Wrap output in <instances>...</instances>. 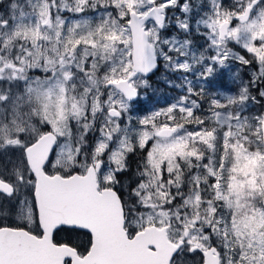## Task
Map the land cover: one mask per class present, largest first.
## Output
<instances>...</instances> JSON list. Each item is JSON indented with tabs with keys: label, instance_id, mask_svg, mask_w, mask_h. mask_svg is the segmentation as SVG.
<instances>
[{
	"label": "snow or ice",
	"instance_id": "obj_1",
	"mask_svg": "<svg viewBox=\"0 0 264 264\" xmlns=\"http://www.w3.org/2000/svg\"><path fill=\"white\" fill-rule=\"evenodd\" d=\"M176 9L184 39L162 36ZM161 61L185 94L138 108ZM230 61L255 70L198 114L188 74ZM0 157V264H264V0H12Z\"/></svg>",
	"mask_w": 264,
	"mask_h": 264
},
{
	"label": "rangeland",
	"instance_id": "obj_2",
	"mask_svg": "<svg viewBox=\"0 0 264 264\" xmlns=\"http://www.w3.org/2000/svg\"><path fill=\"white\" fill-rule=\"evenodd\" d=\"M21 3H23V0H20ZM184 0H180V3L182 4ZM194 10L196 5L204 2L206 3L207 0H191ZM12 3V0H0V14L6 13L8 11L9 5ZM225 3H231V0H225ZM71 15V14H66ZM169 17L171 18V23L169 26L162 32L163 37H170V36H177L180 39L186 38L184 33L178 29L175 21L177 18L183 19V14L180 12L179 9H176L174 11H169ZM79 18V17H77ZM198 18V17H197ZM194 23V21H193ZM203 26H201L202 28ZM194 41V46L196 49H201L205 46L203 39L196 35L195 33L191 37ZM234 49V51L239 52L242 55H245L247 58H251V55L246 53L245 50H243L239 45H231ZM213 51H209L206 53V55H213ZM162 68L160 72L153 78H149V83L151 84L150 88L142 90L140 100L142 102V105H138L137 107H143L147 111H151L153 108H159V107H165L168 104L172 103L176 98L182 96L185 94L186 89L177 88L169 86L165 80H171L174 81L175 84H181L183 83L181 79V74L179 73H172L167 71L163 67V61H161ZM230 71L227 70H221L220 73H218L215 77L209 78V80H198L196 78V74L190 73L188 74V79L192 81L193 86L199 90L201 87L204 88L205 95L202 100V112L198 114H207V108H208V102L211 98L212 93L220 90L224 92H235L238 90V87L240 86L241 81H248L251 77L252 71L255 70V68L251 66H245L242 65L239 61H230ZM36 75H40V73L37 71L35 73ZM233 76H235V79H233ZM252 94L256 95V90H252ZM193 99H197V97H192ZM250 109L253 111L257 110L259 108V105L253 106L249 105ZM144 111H137L133 112L131 115L133 116V119H135L138 116L144 115ZM143 153L137 152L134 155H131L129 158V163L132 167V169H135L136 164L139 162L140 157ZM5 157H0V161H2ZM207 162V161H205ZM122 180H127V178H123ZM3 203H7V201H3ZM5 223H11V220H5ZM73 239V238H72ZM74 239H77L78 243L81 241L84 243V236H75ZM189 259H193L192 257H189Z\"/></svg>",
	"mask_w": 264,
	"mask_h": 264
},
{
	"label": "trees",
	"instance_id": "obj_3",
	"mask_svg": "<svg viewBox=\"0 0 264 264\" xmlns=\"http://www.w3.org/2000/svg\"><path fill=\"white\" fill-rule=\"evenodd\" d=\"M125 177H127V176H123V177H121V179H123ZM76 235L77 236H79V235L84 236L85 235V237H87L86 234L82 233L81 231H59V232L55 233V239H57L60 242H65L64 237L74 239ZM74 240H77V239H74Z\"/></svg>",
	"mask_w": 264,
	"mask_h": 264
},
{
	"label": "flooded vegetation",
	"instance_id": "obj_4",
	"mask_svg": "<svg viewBox=\"0 0 264 264\" xmlns=\"http://www.w3.org/2000/svg\"><path fill=\"white\" fill-rule=\"evenodd\" d=\"M161 68H162V64L160 62L159 70L158 71H155L154 73H152L151 75H149V78L155 77L160 72ZM125 178H127V177H125ZM81 232L86 234L85 231H81ZM86 236L87 237H85V235H84V238H85L84 243H82L81 241H79V242L82 243V244H86L87 239H88V235L86 234ZM54 238H55V235H54ZM64 239H65V242H68L69 240H71L74 243H78V241L77 240H74V239H70V238H66V237H64Z\"/></svg>",
	"mask_w": 264,
	"mask_h": 264
},
{
	"label": "water",
	"instance_id": "obj_5",
	"mask_svg": "<svg viewBox=\"0 0 264 264\" xmlns=\"http://www.w3.org/2000/svg\"><path fill=\"white\" fill-rule=\"evenodd\" d=\"M152 74V73H151ZM151 74H149V75H151Z\"/></svg>",
	"mask_w": 264,
	"mask_h": 264
}]
</instances>
